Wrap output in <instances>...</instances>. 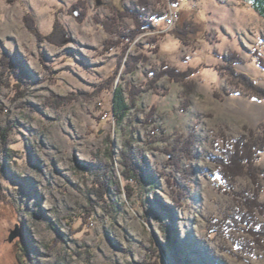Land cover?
I'll use <instances>...</instances> for the list:
<instances>
[{"label": "rangeland", "instance_id": "obj_1", "mask_svg": "<svg viewBox=\"0 0 264 264\" xmlns=\"http://www.w3.org/2000/svg\"><path fill=\"white\" fill-rule=\"evenodd\" d=\"M139 2L143 20L173 7L176 24L192 13L199 26L182 43L175 23L151 18L118 65L122 45L104 43L119 36L97 19ZM26 16L43 36L55 21L65 32L56 44L40 39ZM115 27L126 32L134 20ZM229 51L243 58L233 69L264 88V18L251 1L0 0V57L16 54L24 73L20 88L12 76L0 82V264H264L257 225L239 216L240 193L253 185L239 175L230 186L215 161L223 137L264 123V99L228 85ZM131 55L146 59L131 70ZM163 63L194 72L149 86V69ZM115 87L128 107L120 120ZM126 152L141 162L140 180L123 176ZM258 193L264 202V180Z\"/></svg>", "mask_w": 264, "mask_h": 264}, {"label": "trees", "instance_id": "obj_2", "mask_svg": "<svg viewBox=\"0 0 264 264\" xmlns=\"http://www.w3.org/2000/svg\"><path fill=\"white\" fill-rule=\"evenodd\" d=\"M179 0H170L172 5L178 4ZM255 6L259 12L263 11L261 9V5H263L264 0H254ZM148 9V5L146 2H139L138 8L126 7L123 6L122 9H118L116 12L117 17L111 18V22H108L104 19H97V23L102 25L106 31L112 34H117L119 38L114 41H106L104 43V48L106 50L111 49L112 46L115 45H122V51L118 60V65L121 62L122 57L124 56L126 47L131 44L132 40L137 36L138 33L144 31L147 26L149 25V20L151 18H162L163 14L159 9L150 8L148 13V19L143 20V16L146 14ZM179 12V11H178ZM262 13V12H261ZM264 13V12H263ZM180 15V12H179ZM122 16L131 17L134 20V28L130 29L126 32H118V28L115 27L118 23V19ZM25 19L27 21V26L31 31L40 39H45L51 41L52 43H58L57 38L55 36L59 35L58 37L61 38V34L64 33V29L60 26L58 21H55L52 27V30L47 35H41L40 32L35 28L34 22L32 18L26 16ZM179 19V17H178ZM182 20V19H181ZM179 23H175L174 27L172 28V32L175 34L176 37L182 42L187 43V38L191 33H194L198 28V22L193 20V15L185 17ZM29 21V23H28ZM178 21V20H177ZM176 21V22H177ZM110 25H109V24ZM109 44V45H107ZM112 45V46H110ZM146 56H128L127 58V68L133 70L135 64L140 59ZM226 61L229 63L230 66L226 67V73L228 75V85L238 86L240 91H244L250 97H254L257 99H264V88L257 86L254 81H252L246 74L242 72H236L233 69V64L241 63L243 58L236 52V51H229L225 55ZM259 65L263 64L262 57H257ZM264 67V66H263ZM0 70L2 74H0V82H3L5 78L13 77V84L16 87L20 88V83L23 81V69L22 63L20 62L18 56L16 54H9L8 52L4 53L0 57ZM194 72L192 68L187 70H179L174 67H168L166 63H163L161 69L156 72L154 68L149 69V73L152 75L148 85L151 87H155V83L158 78L162 75H167L172 81H179L185 82L188 80L190 74ZM113 83V77L109 81ZM233 91V90H232ZM236 92L238 90H235ZM234 92V91H233ZM226 93L230 94V90H226ZM128 101L131 103L135 99V89L129 90L128 92ZM113 103H114V110L116 112L117 119H122L125 115L128 107L127 103L125 102V98L122 95V91L120 88L114 89L113 94ZM59 104V102H58ZM223 140V147L220 149L221 156L216 158V164L218 165V173L221 180L228 183L230 186L233 185L236 176L244 175L246 176L252 183L253 188L251 190V195L247 193H240L243 197V201H241L242 206L246 208V213L243 215L240 214V219L246 224L257 225V231H250L251 234L254 236L256 241H261L264 243V223H256L255 222V214H259L264 218V202L258 200V191L260 187V181L264 180V167L256 165V161L259 157V154L264 151V123H260L257 129L254 131L253 129H247L245 134H240L237 138L233 139L232 141H228L224 137ZM130 153L126 152V155L123 156V176L125 179L131 180H140L143 171L141 168V162L134 160ZM167 210V209H166ZM168 211V210H167ZM172 245V242H171ZM25 253V251H23ZM205 263V262H204ZM153 264H160L157 261H154ZM206 264V263H205Z\"/></svg>", "mask_w": 264, "mask_h": 264}, {"label": "built area", "instance_id": "obj_3", "mask_svg": "<svg viewBox=\"0 0 264 264\" xmlns=\"http://www.w3.org/2000/svg\"><path fill=\"white\" fill-rule=\"evenodd\" d=\"M179 12L176 8L169 7L166 11L165 15L163 16V22L166 26L165 28H170L178 19Z\"/></svg>", "mask_w": 264, "mask_h": 264}, {"label": "crops", "instance_id": "obj_4", "mask_svg": "<svg viewBox=\"0 0 264 264\" xmlns=\"http://www.w3.org/2000/svg\"><path fill=\"white\" fill-rule=\"evenodd\" d=\"M246 1H251V3H252L253 6H254V9H255L256 11H258V10H257V7L255 6L254 0H246ZM261 9L263 10V11H261L262 13L259 12V11H258V13L260 14V16H262V17L264 18V13H263V12H264V3H263V5H261Z\"/></svg>", "mask_w": 264, "mask_h": 264}, {"label": "water", "instance_id": "obj_5", "mask_svg": "<svg viewBox=\"0 0 264 264\" xmlns=\"http://www.w3.org/2000/svg\"><path fill=\"white\" fill-rule=\"evenodd\" d=\"M17 235H18L17 232L11 231L9 236H8V241H12L14 239V237H16Z\"/></svg>", "mask_w": 264, "mask_h": 264}]
</instances>
